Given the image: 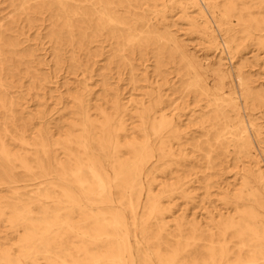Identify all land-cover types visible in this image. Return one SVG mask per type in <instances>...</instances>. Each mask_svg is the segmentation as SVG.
<instances>
[{
	"label": "bare ground",
	"instance_id": "bare-ground-1",
	"mask_svg": "<svg viewBox=\"0 0 264 264\" xmlns=\"http://www.w3.org/2000/svg\"><path fill=\"white\" fill-rule=\"evenodd\" d=\"M12 7V17L0 15V229L18 238L4 243L0 233V264H264L257 119L264 89L251 70L264 53V0H12ZM177 14L205 38L204 61L169 30ZM44 15L58 65L62 50H88L86 63L72 55L70 65L88 70L100 57L90 50L105 38L110 63L129 66L132 84L135 59L149 56L157 79L144 70L147 90L132 104L106 83L93 102L85 84L68 94L76 117H63L66 137L42 126L29 142L4 77L17 55L32 56L21 48L19 19L33 27ZM20 167L41 186L34 197L8 200L2 185L15 192Z\"/></svg>",
	"mask_w": 264,
	"mask_h": 264
},
{
	"label": "rangeland",
	"instance_id": "rangeland-1",
	"mask_svg": "<svg viewBox=\"0 0 264 264\" xmlns=\"http://www.w3.org/2000/svg\"><path fill=\"white\" fill-rule=\"evenodd\" d=\"M17 1L19 0H16V2ZM14 14L12 0H0V15L9 18ZM179 17L180 14H177L170 19L172 24L169 27V30L173 32L175 36H178L184 41L190 53L196 54L200 60L204 61L205 54L203 53V43L205 38L197 34H190L188 30L189 25L181 21ZM18 23L20 25L16 29L17 33H20L19 39L22 42L21 48L25 49V53L32 54V56L26 57L27 59H30L29 61L26 60L25 62H21L19 61V55H17L14 59V70L4 77V81L9 85V92L11 93L10 98L17 102L19 101L20 103L17 107L19 118L17 124L28 127L29 131L26 138L29 142L33 143L37 134L36 129L42 126L51 127L55 139L66 137V133L69 129L67 125L64 124L63 117L69 120L76 117V115L71 113L72 102L70 98L68 99V94L69 92L75 93L78 90L82 91L85 84L88 85V90L93 91V102L103 96L104 89H102V86L103 83H106L112 89L119 92L126 102L132 104L133 102H131V99H135L136 101L140 100L143 91L147 90L144 87H140V85L144 84L142 79L146 72L144 70L149 71L151 82L157 79L155 59L154 57L149 56L150 60L145 62L140 59H135L136 77L138 78V81L136 85L132 84L130 80L131 73L129 66L124 67L122 64L118 66L117 63H110L109 54L113 47L105 38H101L103 39L101 45L96 43L92 50H90L92 54L98 53L100 57L98 58L99 62L95 65H90L88 70L84 71L83 68L77 69L70 66L72 64V55L76 56L79 61L86 63L89 60V55H91L88 50H76L74 52L69 49L65 51L62 50L60 57L62 58L63 63L58 65L56 62V52L54 51L55 45L49 38V32L51 30L50 17H48V15L42 16L36 22L37 25L33 27H29L25 19H19ZM97 47L100 48L97 49ZM253 54H248L247 57H252ZM209 58L213 59L214 57L213 55H210ZM227 61L229 62L228 59ZM251 70L253 79L257 80L259 89H264V53L260 55L258 64H255ZM37 76L48 78V80H42L41 84L34 83ZM86 76H88V78H86ZM172 76L173 74L170 75V78ZM166 88V94L172 95V91H169V87L166 86ZM109 98L112 97L110 96ZM104 106H107L108 112H112L110 104H104ZM43 110L46 111V115L43 119H40L38 112ZM257 119L264 130V117L260 115ZM132 121L133 120L131 119L128 121L131 124L129 127L131 128L130 131L133 134L138 135V131L134 127L137 123L135 122L133 126ZM75 133L78 134V131ZM20 150H22V148L21 146H18L14 151ZM31 151L34 152L33 150ZM63 156L64 153L61 152L60 157ZM228 159H233V157L231 156ZM231 167H233V165H231ZM231 167L228 170L231 171L233 169ZM162 168L163 166L159 165L156 170V173L159 175L158 180L160 181L162 179L160 175V170ZM174 168L175 165L172 164V170H174ZM230 173L233 174V171ZM15 174L19 179L23 180L20 187L13 192V190H7V185H2L3 197L7 196L8 200H12V196H14L15 193H19L20 195L23 194L24 200L28 197H34L38 187L41 186L35 185L39 180L34 181L33 177L26 173L21 167L15 169ZM171 177V182H173L176 178V173L173 172ZM181 204V199L176 197L173 205L176 215L180 214L182 212L181 210L184 208ZM193 210L200 211L201 209L195 207ZM174 228L176 227L174 226L172 229ZM0 233L4 243L6 238H10L11 243H14L18 238L16 234H7V229L4 227V224L1 226Z\"/></svg>",
	"mask_w": 264,
	"mask_h": 264
}]
</instances>
